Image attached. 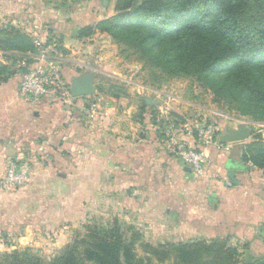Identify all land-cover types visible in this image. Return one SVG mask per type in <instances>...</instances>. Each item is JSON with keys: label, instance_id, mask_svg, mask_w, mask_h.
<instances>
[{"label": "crops", "instance_id": "0c3cea01", "mask_svg": "<svg viewBox=\"0 0 264 264\" xmlns=\"http://www.w3.org/2000/svg\"><path fill=\"white\" fill-rule=\"evenodd\" d=\"M41 1L0 0V20H8L26 34L34 52L37 40L55 43L73 54L83 46L88 49L80 31L91 25L87 23L90 12L63 15L57 11L47 18ZM52 34L58 39L51 38ZM18 55L0 49V65L12 72L0 85V180L9 163L25 161L30 165V178L27 185L13 192L0 188V228L16 224L28 207L74 213L80 210L81 195H87L89 206L102 195L100 206L109 216L119 212L131 223L156 232L166 229L167 241L245 240L242 247H233L246 248L253 258H264V172L242 162L243 146L252 139L208 146L205 171L194 176L158 143L154 120L151 123L149 114L139 106L147 99L140 90H136L139 111L128 94L102 95L108 103L122 106L125 102L123 114L137 111L135 121L120 117L123 124L116 125L111 105L99 125L95 119L82 124L79 116L85 107L84 97H71V105L67 100H33L21 95L23 75L40 62L32 53ZM27 59L32 60L28 65ZM74 63L77 68L86 67L84 62ZM82 73L91 72L75 73L66 82ZM231 168L234 176L228 178Z\"/></svg>", "mask_w": 264, "mask_h": 264}, {"label": "trees", "instance_id": "16d2710c", "mask_svg": "<svg viewBox=\"0 0 264 264\" xmlns=\"http://www.w3.org/2000/svg\"><path fill=\"white\" fill-rule=\"evenodd\" d=\"M114 13L95 30L125 43L127 56L151 66L166 64L173 74H189L215 95L231 98L253 118L264 120V0H115ZM0 49L23 57L34 52L31 39L10 26H0ZM11 75L9 67L0 65V85ZM141 103L142 108L149 107ZM242 162L264 172V142L259 136L243 146ZM133 240L122 233L116 219L90 222L85 234L75 236L48 263L28 252L13 251L0 254V264L261 262L224 238L144 245V256L137 255Z\"/></svg>", "mask_w": 264, "mask_h": 264}, {"label": "rangeland", "instance_id": "374dc122", "mask_svg": "<svg viewBox=\"0 0 264 264\" xmlns=\"http://www.w3.org/2000/svg\"><path fill=\"white\" fill-rule=\"evenodd\" d=\"M41 3L44 4L43 8L46 9L47 18H51L50 15L57 11L63 15H70L74 12H90L91 14L87 22L91 24L87 27L91 28L90 32L82 33L84 29L80 31L82 33L80 39L84 41V45L89 46L88 49L83 46L84 48L78 54L74 52V54L76 53L74 55L61 48L63 60H52L57 65L59 76L64 82L75 73L83 71H89L98 76L95 82V94L83 99L85 107L79 116L82 124H89L95 119L94 123L99 125L98 123L101 122L99 119L105 116L107 106L111 105L110 108L115 111V117H117L116 125L123 124L120 117L125 119L127 116L129 121H135L137 111H133L129 115L123 114L122 108L126 106L125 102L123 107L118 102L116 104L114 101L108 103L109 101L102 99V95L111 93L110 97H113L123 93L128 94L131 97L130 103H133V107L137 108L136 105H139V101L136 100V90L138 89L143 97L152 99L155 103L153 106L140 108L143 109V113L149 114L151 123L154 120L156 139L166 152L164 139L168 124H172L176 130H182L183 126L188 124L192 126L212 124L215 127V143L219 142L221 132L244 125L250 130V137L246 141H251L252 138L259 136V139L264 142V120L253 118L244 110L243 106L232 101L231 98L215 95L212 90L199 84L196 78L189 74H173L167 69L166 64H160L158 67L151 66L145 61L137 60L135 56H127L128 53L124 51L127 48L125 43L113 39L107 32L95 30L100 21L114 16L115 0H42ZM32 6L35 7V5ZM7 21L6 19L0 20V26L16 28ZM46 26L51 28L52 25L47 24ZM50 37L58 39L53 34ZM86 50H88L87 54L84 53ZM36 55H38L37 50L32 53V56L36 57ZM77 61L84 62L83 65L86 67L77 68L74 63ZM69 84L66 82L67 86ZM138 86L142 87V90ZM66 100L72 105L71 97ZM137 110L139 111V107ZM186 137L192 140V136L186 135ZM80 199V210L74 213L72 211L53 212V210H48V207L47 211L44 209V212L31 210L28 207L27 213L22 215L16 224L0 228V254L13 251L28 252L42 262L48 263L59 255L75 236L85 234L86 227L90 222L108 223L115 219L121 225L122 233L129 239H135L133 241L136 242L135 252L138 256H144L147 253L144 245L159 246L188 242L167 241L166 229H158L156 232L155 228L140 226L137 222L131 223L129 220L122 219L119 212L109 216L100 206L103 202L102 195L97 196L96 202H92L90 206L87 205V195H81ZM229 241L232 246L242 247L245 244V240L237 242L230 239ZM249 262L247 259L244 260V263L249 264ZM258 264H264V258H261V262L258 261Z\"/></svg>", "mask_w": 264, "mask_h": 264}, {"label": "built area", "instance_id": "2783aa9c", "mask_svg": "<svg viewBox=\"0 0 264 264\" xmlns=\"http://www.w3.org/2000/svg\"><path fill=\"white\" fill-rule=\"evenodd\" d=\"M38 51L36 59L40 64L23 75L19 83L21 95L33 100H66L71 97L69 86L60 76L59 69L54 61H62L61 51L55 43L44 44L34 42ZM65 83V84H64ZM165 132L164 147L174 158L188 167L194 176H200L207 166L206 148L215 142V127L212 124L184 125L183 129L176 130L172 124ZM194 134V136H193ZM192 136V142L187 137ZM30 178L28 161L8 164L5 176L0 180L1 189L16 190L25 186Z\"/></svg>", "mask_w": 264, "mask_h": 264}, {"label": "water", "instance_id": "95a60500", "mask_svg": "<svg viewBox=\"0 0 264 264\" xmlns=\"http://www.w3.org/2000/svg\"><path fill=\"white\" fill-rule=\"evenodd\" d=\"M77 30L73 31L76 34ZM23 74L26 73V68L22 69ZM98 76L94 73H82L72 79L69 84V93L72 98H82L92 96L96 92V80ZM147 106L154 104L152 99H146ZM250 137V130L248 127L242 125L235 130L229 131L219 137L220 143H235L245 141ZM234 176V169L231 168L227 171V177L232 178Z\"/></svg>", "mask_w": 264, "mask_h": 264}]
</instances>
